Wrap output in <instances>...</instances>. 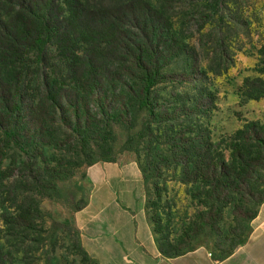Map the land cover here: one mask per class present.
<instances>
[{
	"label": "trees",
	"instance_id": "1",
	"mask_svg": "<svg viewBox=\"0 0 264 264\" xmlns=\"http://www.w3.org/2000/svg\"><path fill=\"white\" fill-rule=\"evenodd\" d=\"M195 1L0 0V189L10 197L0 198V264L38 261L39 251L46 264H59L58 233L70 229V221L53 220L46 227L50 217L36 197L74 214L87 204L65 186L82 162H46L44 146L71 129L82 139L76 155L91 153L88 167L115 162L106 136L114 124L131 128L135 111L169 125L165 144L183 171V183L204 207L174 243L158 242L162 254L176 258L194 251L192 242L207 230L225 235L217 261L246 243L247 225L264 203V121H246L214 142L205 125L216 108L211 91L200 89L173 110H163L154 96L157 86L173 79L164 70L185 50V38L175 28L180 19L175 3L189 2L194 9ZM204 1L213 14L224 2ZM259 56L260 76L245 78L240 87L242 105L264 98V46ZM152 134L147 121L138 138ZM228 207L234 226L221 230ZM154 233H162L159 226ZM75 238L80 244L78 231Z\"/></svg>",
	"mask_w": 264,
	"mask_h": 264
},
{
	"label": "rangeland",
	"instance_id": "2",
	"mask_svg": "<svg viewBox=\"0 0 264 264\" xmlns=\"http://www.w3.org/2000/svg\"><path fill=\"white\" fill-rule=\"evenodd\" d=\"M218 13L205 10L204 0H196L197 8L188 3L176 2L180 7V19L175 28L185 38L184 52L174 60L165 73L173 79L155 88L154 96L158 104H163V110L176 109L180 104L198 96L200 89L211 91L216 98V108L208 123L211 139L216 142L226 134L234 133L246 121H264V98L260 101H250L242 105L239 90L245 78L260 76L257 68L259 51L264 46V0H223ZM202 26V27H201ZM196 70V73H194ZM189 105L192 102H188ZM149 121L153 134L140 140L138 134ZM167 123L158 119H149L147 111H135L131 128L122 124L112 125L107 139L112 142L115 159L129 156L136 161L142 172L146 184V210L152 226L154 238L158 242L166 238L174 243L184 229L195 219L196 214L204 210L200 199L191 191V185L183 183V171L175 166L166 142ZM65 133L58 135L56 144L44 146L46 162L51 158H65L66 160H80L82 163L75 171L74 177L65 186L75 192L76 201L88 203L91 186L86 180L87 157L77 152L81 149V138L71 129H64ZM97 138V135H94ZM90 139V138H89ZM93 147L94 140H89ZM124 148H132L131 151ZM8 157L11 150L6 151ZM169 157V161H165ZM10 159H6L4 166ZM0 189V198H5ZM5 198V199H4ZM40 208L50 218L46 220V227L51 221H70V229L63 234L58 233L60 242L57 245L56 257L59 264H96V262L76 244L75 232L78 231L73 222V211L67 206L36 197ZM10 203V201H8ZM8 203L5 202L7 205ZM160 227L162 233L156 235L154 230ZM234 226L230 207L224 211L220 222L221 230ZM252 232L247 225L246 235ZM225 235L210 233L208 230L200 234L193 242V250L204 249L218 258L219 241ZM159 247V245H158ZM38 261L28 264H46L41 251L34 254Z\"/></svg>",
	"mask_w": 264,
	"mask_h": 264
},
{
	"label": "crops",
	"instance_id": "3",
	"mask_svg": "<svg viewBox=\"0 0 264 264\" xmlns=\"http://www.w3.org/2000/svg\"><path fill=\"white\" fill-rule=\"evenodd\" d=\"M91 193L72 219L83 250L96 264H264V203L246 243L224 261L204 249L176 258L160 251L146 210V184L139 164L122 156L86 170Z\"/></svg>",
	"mask_w": 264,
	"mask_h": 264
}]
</instances>
